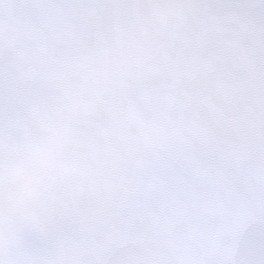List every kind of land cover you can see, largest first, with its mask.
Here are the masks:
<instances>
[{
	"label": "snow or ice",
	"instance_id": "6c2138e0",
	"mask_svg": "<svg viewBox=\"0 0 264 264\" xmlns=\"http://www.w3.org/2000/svg\"><path fill=\"white\" fill-rule=\"evenodd\" d=\"M0 264H264V0H0Z\"/></svg>",
	"mask_w": 264,
	"mask_h": 264
}]
</instances>
